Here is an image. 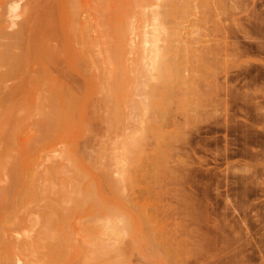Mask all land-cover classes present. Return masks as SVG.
Returning a JSON list of instances; mask_svg holds the SVG:
<instances>
[{
    "label": "bare ground",
    "instance_id": "obj_1",
    "mask_svg": "<svg viewBox=\"0 0 264 264\" xmlns=\"http://www.w3.org/2000/svg\"><path fill=\"white\" fill-rule=\"evenodd\" d=\"M158 1L0 0V264H127L121 253L129 247L124 235H134L132 216L112 205V192L138 170L142 177L151 173L133 150L150 125L141 124L139 136H123L119 143L127 146L118 143L122 151H115L113 76L151 71L160 76L166 60L156 40L172 28L165 26L163 11L172 9L168 16L183 18L189 6H198L189 0ZM152 45L160 46L157 53ZM146 56L152 57L151 67ZM168 67L170 76L172 69L174 77L186 76ZM134 201L129 204L141 218L145 246L168 253L166 223L154 220L146 201Z\"/></svg>",
    "mask_w": 264,
    "mask_h": 264
},
{
    "label": "rangeland",
    "instance_id": "obj_2",
    "mask_svg": "<svg viewBox=\"0 0 264 264\" xmlns=\"http://www.w3.org/2000/svg\"><path fill=\"white\" fill-rule=\"evenodd\" d=\"M189 1L198 8L189 6L183 18L168 16L172 9L163 11L164 22L169 20L165 26L179 29L163 30L165 36L156 40L165 70L185 62L176 69L186 76L174 77L173 69L172 76L164 69L162 75L161 67L162 77L153 74L148 48V76H113L115 151L123 147L121 138L139 136L141 124L155 127H146L133 147L151 173L142 177L138 170L129 175L136 178H123L120 189L112 192V205L130 214L134 226V235L123 237L129 247L121 256L127 264H264V0ZM156 104L168 114H154ZM27 131L25 127L23 133ZM114 166L112 176L118 177ZM131 200L146 201L154 220L166 223L168 253H154L145 246L141 218Z\"/></svg>",
    "mask_w": 264,
    "mask_h": 264
}]
</instances>
